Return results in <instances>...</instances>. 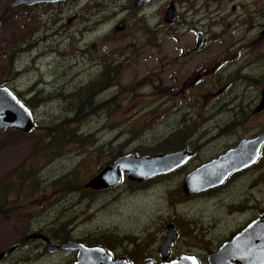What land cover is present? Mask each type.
Wrapping results in <instances>:
<instances>
[{
    "label": "rangeland",
    "instance_id": "rangeland-1",
    "mask_svg": "<svg viewBox=\"0 0 264 264\" xmlns=\"http://www.w3.org/2000/svg\"><path fill=\"white\" fill-rule=\"evenodd\" d=\"M12 1L0 0V85L26 100L34 93L38 104L25 135L8 140L0 131V252L17 245L0 264H71L75 253L49 254L42 242L26 239L41 232L56 243L63 229L70 239L103 244L115 256L138 263L158 258L168 224L179 226L177 256L205 258V247L243 217L231 212L227 190L214 196L182 193L184 176L196 161L146 183L122 177L116 187L83 184L118 154L194 146L204 118L229 123L230 108L219 113L217 104L229 96L249 98L232 73L247 71L249 79L264 84V40L257 36L264 0H189L190 7L178 0L183 25L182 20L163 22L170 0H151L139 8L134 0H62L11 8ZM120 20L123 31L114 28ZM198 31L205 41L194 52ZM218 61L196 85L199 94L181 93L197 66L213 68ZM108 68L107 87L86 98V85L103 79ZM221 86L229 92L212 101L204 98ZM85 98L77 124L75 108ZM58 125L75 126L79 136L53 152L48 145L46 153L45 129ZM164 140L172 145L157 147ZM232 141L231 135L217 138L206 155ZM260 165L264 172V157ZM69 176L73 182L66 185L62 180ZM252 191L264 198V188Z\"/></svg>",
    "mask_w": 264,
    "mask_h": 264
},
{
    "label": "water",
    "instance_id": "water-1",
    "mask_svg": "<svg viewBox=\"0 0 264 264\" xmlns=\"http://www.w3.org/2000/svg\"><path fill=\"white\" fill-rule=\"evenodd\" d=\"M57 0H14L10 7L26 3L33 5L39 2H55ZM149 0H135L133 4L139 6ZM174 17V9L169 6L163 17L164 21L170 22ZM125 27L124 20H120L115 26V30L122 31ZM204 37L202 32H198L197 42L194 51H198L203 45ZM264 106V95L261 103ZM33 125V117L30 110L11 92L6 86H0V130L4 128H17L27 132ZM250 143V144H249ZM264 143V134L261 136L241 141L236 149L228 150L212 161L203 164L190 173L183 181L182 190L185 195L190 196L201 191L215 187L233 171H239L255 162L259 155V148ZM244 147V148H243ZM245 149V150H244ZM249 151V152H248ZM190 158V154L185 150L171 153L157 154L153 156H136L128 153L118 157L108 164L103 170L90 179L84 187L101 189L118 184L121 175L129 180L143 181L154 175L167 173L177 166L182 165ZM177 231L171 226L163 236L159 246V264H198L194 256L181 254L177 259L167 261L169 247L173 245ZM39 238L45 242V250L55 253L59 250L76 251V261L73 264H124L121 258L112 257L102 248L87 247L82 243L67 240L58 245L49 241L48 237L41 233H34L28 239ZM261 248V250H259ZM14 247L0 252V261L3 260ZM264 261V220H256L235 235L232 240L221 246L220 250L207 255L210 264L218 262H228L231 257H236L243 263H250L257 260ZM145 264H153L147 261Z\"/></svg>",
    "mask_w": 264,
    "mask_h": 264
},
{
    "label": "flooded vegetation",
    "instance_id": "flooded-vegetation-1",
    "mask_svg": "<svg viewBox=\"0 0 264 264\" xmlns=\"http://www.w3.org/2000/svg\"><path fill=\"white\" fill-rule=\"evenodd\" d=\"M60 1L62 0H57L55 1V3ZM150 1L151 0L146 1L141 5L134 7L139 8L142 5L148 4ZM181 2L187 3V6L190 7L191 1L181 0ZM168 3L169 6H172L174 9V17L173 20L170 22L164 20L163 22L167 24H174L175 22H179L180 20H182V22H180L179 24L183 25L186 22V19L184 17L181 18L178 17L179 16L177 10L179 5L178 0H170ZM19 6L30 7L26 3H22L15 6L14 8H17ZM262 18L264 19V17ZM257 36L258 38L260 39L262 38L264 40V24L262 25V28L259 30ZM219 63L221 62L218 61L213 68L207 67L206 65L197 66L195 68V73L192 76L188 77V79L185 81L186 82V85L184 87L185 91L181 93L185 94V97L188 91L190 95H193L195 93L199 94V90H198L199 88H197L196 86L199 80L202 79L204 75L209 74L213 69H215V67ZM248 75L249 74L247 71L243 73H241L240 71H235L232 73V80H236L237 85L243 86L242 87L243 93L248 92L249 98L244 99L241 98V96L239 95L225 97L227 98L226 100H224L223 98L217 104L215 109H219V113H220L222 111L221 108L229 107L232 115V117L229 119V123L227 125H224L225 118H219V117H215L214 119L204 118L201 121L202 123L201 133L197 136L195 145L193 146L189 144L187 146L180 148V149H186L191 155L189 160L183 166L177 168L176 170H179L185 167L186 165L188 166L192 160L196 161L194 167L191 169L193 170L194 168L218 157L220 154L224 153L225 151L229 149H235L236 147H238L241 141L256 138L262 133H264V127L261 126L262 123L264 122V106L261 105L264 95V84L257 85L256 82L258 79L253 80V77L249 79V77H247ZM228 92H229V87L221 86L220 90H218L216 94H214V91H210V93L204 98L208 99L209 101H212L216 99L218 96H221L224 93H228ZM240 107H242V109L239 110L238 113H235V111L238 110ZM212 120L216 122L214 127H211ZM259 121L261 122L259 128H255V130H252V126L256 125ZM220 122H224V123L220 124ZM227 135L232 136L233 141L230 144H228L225 147L220 146L219 151L214 152L213 154L206 155V153L211 148L216 146L215 142L217 138L221 139L222 137H225ZM263 157H264V143L260 146L258 158L255 160L254 163L239 171L231 172L223 180L221 184L213 188H210L208 190L199 192L198 194L192 195V196H197V195L214 196V195H219L223 191L227 190L228 205L229 208H231V212L241 215V217H243V219H239L235 224V226L228 231L227 235L224 234L223 236L219 237L217 242H215L213 246L205 247V251L207 254L211 252L219 251L224 243L230 241L236 234L240 233L253 221H256L258 219L260 220L264 219V198H258L256 196V193L252 191V189L255 187H258L260 191L263 190L264 188V172L262 171V166L260 165L263 160ZM189 171H187L186 174ZM168 226L174 228L177 231V235H178L179 226L177 224L174 225L168 224L166 226L165 232L167 231ZM173 247L174 244L170 248L168 260L175 259L180 255V254L178 256L176 255L177 253L173 251ZM157 256L158 258L155 256H149L148 259L138 263L135 262L130 256L123 255L120 256L119 258L123 260L124 264H144V262L147 260H151L153 261V263L158 264L159 263L158 252H157ZM195 257L198 264H209V262H207L206 257L203 258L201 256L199 257L196 255ZM218 263L245 264L237 258H231L229 262H225V263L218 262ZM253 264H261V263L254 262Z\"/></svg>",
    "mask_w": 264,
    "mask_h": 264
},
{
    "label": "trees",
    "instance_id": "trees-1",
    "mask_svg": "<svg viewBox=\"0 0 264 264\" xmlns=\"http://www.w3.org/2000/svg\"><path fill=\"white\" fill-rule=\"evenodd\" d=\"M110 71H111V69L108 68L105 71V73L103 74L104 75L103 79H99L95 82H92V83L86 85V87H85L86 92H87L86 98H88L91 95H93V96L96 95L98 93L97 91H102L107 87L106 82L110 80V77H109ZM89 92H91V93L89 94ZM15 93L31 110H33V107L36 104H38L37 103V100H38L37 96L34 95V93H33V97L28 99V100L23 99L18 92L15 91ZM86 98L81 100L75 108V114L76 115L73 119V122H76L77 124L83 118L84 105L86 104ZM45 130H46V136L43 137V139H41V143L43 145V151L46 153L49 152L48 145L51 147V152H53L54 149L55 150L61 149L65 144L74 142L75 139L79 136V133L77 132V128L75 126H71V125H68L66 127H63L61 125L52 126V127L49 126V127H46ZM5 132H6L8 140L15 139L18 136H22V135L26 134V133H19L16 130H6ZM170 145H172V142L165 140V141L160 142L157 145V147L170 146ZM134 153H136L137 155H149V154H151V153H141L139 151H134ZM120 155L121 154H118L117 156H120ZM62 181L66 182V183H64L66 185L72 184V182H73L72 178L70 176L66 177V181L65 180H62ZM63 189H65V187ZM79 189H80L79 187H76V191ZM49 232L51 234L54 231H49ZM58 235H59V237H57L58 240L62 241V240L70 239L69 238L70 236L68 235L67 231H65L64 229L61 230L58 233ZM60 236H63V237H60ZM85 243L88 244V242H85Z\"/></svg>",
    "mask_w": 264,
    "mask_h": 264
}]
</instances>
